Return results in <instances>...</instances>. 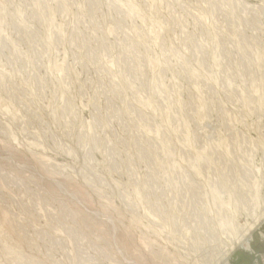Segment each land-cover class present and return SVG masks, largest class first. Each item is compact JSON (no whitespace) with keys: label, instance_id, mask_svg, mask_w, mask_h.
Returning a JSON list of instances; mask_svg holds the SVG:
<instances>
[{"label":"rangeland","instance_id":"374dc122","mask_svg":"<svg viewBox=\"0 0 264 264\" xmlns=\"http://www.w3.org/2000/svg\"><path fill=\"white\" fill-rule=\"evenodd\" d=\"M223 254L264 264V0H0V264Z\"/></svg>","mask_w":264,"mask_h":264},{"label":"bare ground","instance_id":"6f19581e","mask_svg":"<svg viewBox=\"0 0 264 264\" xmlns=\"http://www.w3.org/2000/svg\"><path fill=\"white\" fill-rule=\"evenodd\" d=\"M257 192V191H256ZM258 196V195H257ZM254 201V200H253ZM255 202V201H254ZM256 207V206H255ZM253 209V208H252ZM260 212H261V209H260ZM224 215V214H223ZM238 215V214H237ZM225 216V215H224ZM223 217V216H222ZM226 217V216H225ZM219 220V219H218ZM222 220V219H221ZM225 220H226V218H225ZM227 222V221H226ZM222 223V222H221ZM224 224H225V222H224ZM218 225H219V223H218ZM221 226L223 225V224H220ZM219 225V226H220ZM246 232H248V231H246ZM234 241V240H233ZM236 241V240H235ZM240 241V240H239ZM218 261H219V259H218ZM217 261V262H218ZM227 261H228V255L226 254H223L222 255V258H221V260H220V262H218V264H227Z\"/></svg>","mask_w":264,"mask_h":264}]
</instances>
